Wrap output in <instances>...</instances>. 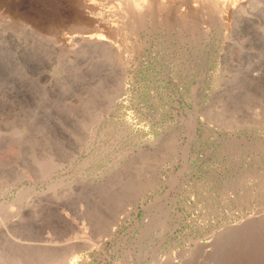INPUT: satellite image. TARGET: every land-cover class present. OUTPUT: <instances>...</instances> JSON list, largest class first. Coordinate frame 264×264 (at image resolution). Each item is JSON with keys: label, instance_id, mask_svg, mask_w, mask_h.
I'll list each match as a JSON object with an SVG mask.
<instances>
[{"label": "rangeland", "instance_id": "rangeland-1", "mask_svg": "<svg viewBox=\"0 0 264 264\" xmlns=\"http://www.w3.org/2000/svg\"><path fill=\"white\" fill-rule=\"evenodd\" d=\"M0 264H264V0H0Z\"/></svg>", "mask_w": 264, "mask_h": 264}, {"label": "bare ground", "instance_id": "bare-ground-1", "mask_svg": "<svg viewBox=\"0 0 264 264\" xmlns=\"http://www.w3.org/2000/svg\"><path fill=\"white\" fill-rule=\"evenodd\" d=\"M242 1H243V0H242ZM186 3H187V2H186ZM243 3H244V2H243ZM248 3H249V2H248ZM241 5H242V3H241ZM228 6H229V5H228ZM244 6H246V5H244ZM244 6H243V7H244ZM248 7H249V6H248ZM256 7H257V5H256ZM256 7H255V8H256ZM8 8H9V7H8ZM240 8H241V7H240ZM253 9H254V8H253ZM257 9H258V8H257ZM251 10H252V9H251ZM251 10H250V11H251ZM252 11H253V10H252ZM247 13H251V12H247ZM253 13H254V12H253ZM253 13H251V15H252ZM254 15H255V14H254ZM42 21H43V20H42ZM42 21H39V23H41L42 26L46 27V26H47L46 23L43 24L44 22H42Z\"/></svg>", "mask_w": 264, "mask_h": 264}]
</instances>
